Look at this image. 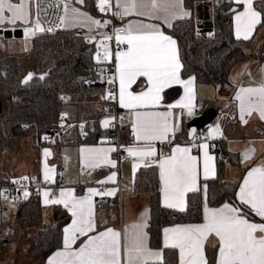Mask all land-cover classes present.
Instances as JSON below:
<instances>
[{"label": "crops", "instance_id": "0c3cea01", "mask_svg": "<svg viewBox=\"0 0 264 264\" xmlns=\"http://www.w3.org/2000/svg\"><path fill=\"white\" fill-rule=\"evenodd\" d=\"M233 3L231 27L232 34L236 40H252L250 44L245 48L249 49L253 44L257 43L256 53L254 59L246 58L239 64H236L229 72L228 75V95H220L218 88L210 84H199L193 80L192 92L194 105V114L189 115L187 109H181L179 107H169L180 101L184 95V88L182 85L174 84L171 87L165 88L162 93V99L157 105H148L145 107H138L130 109L121 106L120 104V85L117 72L118 61L115 58V81L117 88L118 107L124 111L127 115L126 124L121 128L122 140L124 141V151L128 152V149H134L139 151L148 150L151 148L155 155L150 157L141 158L139 156H132L130 160L119 163L116 160L115 148L109 143L108 138L103 137L98 142L92 144H82L79 146H66L59 151L53 150L50 146L39 147L35 151L27 150L23 153L24 149L19 152L13 153L12 150H4V158L2 153L0 154V185H3V179H7L8 175L13 172L21 173L26 170L33 169L36 175L32 177L48 183L49 186L39 191V199L41 206L45 209V219L48 216L52 207H60L63 209L69 221L63 226L62 229V244L61 247L53 251L45 260V264H49L57 252H78L79 249L88 241L90 237H95L98 234L111 228L116 232L120 233V261L121 264H130L128 249L132 244V241L137 233H142L144 236V243L147 249L152 252L160 253V257L148 255H140L135 260L131 261V264H156L163 260L164 249H173L176 251L177 261L180 264V254L178 248L165 247V233L166 228H175L188 225H200L205 223V208L208 209H220L224 204H230L236 207L233 203L225 202L216 207H210L206 203V185L204 182L213 180L217 177V157H221V153L215 154L213 148L216 149V144L224 147L227 152V163L224 171V180L227 182H240L237 190V201L247 208L256 219H250L241 212L249 222L252 223H264V217H260L255 214L249 206L243 204L238 197L240 187L243 185L244 179L247 177L248 172L252 168L260 167L264 164V119L261 118L259 112V97L256 95L248 96L247 94L241 93V89L247 88H258L264 85V67L260 64L256 66V63H264L263 53L260 52V47L264 44V27L263 16L255 8V3L262 0H252V9L259 13V23L254 27V30L250 34L249 39H244L243 35L237 37V15H241L246 11L247 4L246 0H231ZM85 0H65V8L61 19V31L70 30H81L86 34H95V26L93 23L95 17L89 12L84 10ZM94 2V0H93ZM135 3L136 7L131 9L128 14H124V6L126 4ZM155 2L156 7L153 8L152 4ZM7 3L12 5L23 4L21 9L22 17L17 19L14 23L10 22L12 19V12L5 7L2 15L4 22L0 23L1 31H20L22 34L19 39H27L29 42L36 35V27L33 25L37 23L33 14L32 1L31 0H7ZM114 4L121 10V20L125 25L126 32L131 26L134 31H145L148 30L143 26H151V28L159 29L165 35L171 37L167 33V30L172 28L173 24L179 20L189 19L191 12L184 5V0H114ZM30 28L33 31H30ZM197 28H195V31ZM41 34V32L39 33ZM92 37V36H91ZM17 39L11 37L7 38L0 34V53L6 54L5 47L10 41H16ZM176 41V40H175ZM255 41V42H254ZM121 43V42H120ZM123 44V47L116 52V56L119 52L127 51L128 45ZM31 48V47H30ZM176 48L177 42H176ZM253 51V52H254ZM260 53V54H259ZM247 54V53H246ZM179 57V52H178ZM258 60V61H257ZM180 61V58H179ZM181 64V62H180ZM180 78L182 80H188L194 78L192 76L182 78L180 70ZM134 94H139L142 91L147 90V84L145 78H139L129 89ZM241 95L245 100L246 111L241 118V100L236 97ZM86 101L94 104L97 109L104 108L103 92L100 88L99 91L89 96ZM249 101L252 102L251 115L248 114L247 108ZM2 105L0 107V117L4 112V101L0 97ZM202 110L198 112L197 107L204 104ZM210 102V106L208 104ZM212 108L215 110L214 120L206 125L208 126L207 137L201 142H195L193 138L187 139L186 127L187 124L199 116L206 109ZM137 113L140 114H170L167 117L170 131L167 133L164 139H153V140H137L136 133L134 131V125L137 122ZM109 121L108 125L105 126L104 122ZM246 121V122H245ZM63 132H67L68 129L76 122L66 121ZM96 123L101 130L111 129V118L106 115V111L103 115H100L96 119H87L78 123L80 127H83L82 137L87 135L86 125L91 126ZM218 129V131H216ZM210 133H212L210 135ZM177 137V143L175 142L169 150L165 148L169 140V136ZM179 135V136H178ZM128 141V142H127ZM43 142V141H41ZM207 145V153L211 160V167L213 173H210L207 177L204 175V153L205 149L202 145ZM34 145V143H33ZM68 147V148H67ZM71 147V148H69ZM175 147L189 148L190 155L196 157L197 161V183L196 187L198 190L189 191L184 197V210L181 211L178 208L166 207L164 204V194L162 191V181L160 179V161L172 154ZM103 150L99 155L106 156L107 160L112 163H106L100 160L97 163L95 157L96 153L92 150ZM114 149V151H110ZM254 150V151H252ZM49 155H45V152ZM13 154L12 156L10 154ZM35 153L39 157L38 159L32 154ZM21 154V155H18ZM8 156L10 158L8 159ZM14 158L24 159L26 162L22 166L18 165ZM147 158L150 159L147 161ZM134 165L136 166L134 168ZM156 167L157 169V180H158V200L161 207L170 209L177 212H184L187 208V196L191 193L201 192L203 194V211L202 220L198 223H175L163 227L161 229L160 247L152 248L149 245V236L147 233L148 220H149V194L144 191H136L135 185L137 184V174L139 171L147 169L149 167ZM80 168H86L92 171L91 175H85L80 173ZM33 174V173H32ZM114 175L113 180H109V177ZM6 175V177H4ZM21 176V175H20ZM85 177V178H84ZM9 179V181L15 179ZM61 181V184L56 186V181ZM89 189H94L99 195H91ZM71 191L73 197L77 200L84 199L90 196L92 202V221L94 229L86 234L76 233L75 242L71 244L70 248L65 249L64 239L66 236L65 229L72 227L73 220L76 219L72 215L71 203L66 207L64 204H55L50 201L61 199V192ZM48 192V203H45L44 193ZM113 193L107 195L106 193ZM100 198L103 199L104 203L100 209L96 208V204ZM237 208V207H236ZM12 210V202L0 200V223L3 220L4 214L8 216V210ZM138 226V227H137ZM264 235L257 233V236ZM219 247L220 241L215 234H211L207 237L203 244V251L207 264H218L219 261ZM61 260L62 258H56Z\"/></svg>", "mask_w": 264, "mask_h": 264}, {"label": "trees", "instance_id": "16d2710c", "mask_svg": "<svg viewBox=\"0 0 264 264\" xmlns=\"http://www.w3.org/2000/svg\"><path fill=\"white\" fill-rule=\"evenodd\" d=\"M184 5L191 12L190 18L175 22L167 30L177 42L182 65L181 77L192 76L196 83L216 86L221 96L228 95L229 72L247 58L245 48L252 40L242 41L233 37L231 0H184ZM84 6L85 11L96 15L93 0H85ZM255 8L262 14L264 23V0L261 3L256 2ZM89 36L93 37V41L87 44L85 39ZM98 38L97 33L86 34L78 29L54 34L41 33L34 35L31 48L26 53H0V97L5 107L0 117L2 158L5 156L4 150H12L14 143L27 146L23 140L27 141L28 137L32 145L37 143L39 147L50 146L55 151L66 146L96 143L103 137H113L114 131L110 128L101 130L96 123L86 125L88 132L82 137L84 128L78 125L83 120L96 119L105 112L104 108L97 109L94 104L86 101L101 88L100 85H86L89 79L95 78L92 54ZM260 52H264V44L261 45ZM31 61L35 65L33 70L27 69ZM28 72L35 76L22 83V78ZM205 104L206 102L202 107ZM208 104L210 106L211 103ZM61 117H65L66 121L76 122V125L67 132H62L58 138L41 142V135L58 127ZM177 141L175 136L174 143ZM218 144L216 149L213 148L215 154L221 153V157H217V177L204 182L207 205L216 207L230 202L248 218L256 219L237 201L240 182L224 180L227 152ZM33 169L18 176L27 172L25 175L32 178L36 175ZM12 176L18 177L16 174ZM2 180L3 185L9 183L8 178ZM136 180L135 190L149 194L147 233L152 248L160 247L163 227L175 223H198L202 220L203 194L200 191L189 194L186 210L177 212L159 204L156 167L139 171ZM16 205L14 220H3L0 223V252L10 242L5 237L7 228L22 229L27 222L35 221L38 227L33 229L36 232L26 254L35 260V264H45L46 258L61 247L62 229L68 223L69 217L60 207H52L45 219V209L41 206L39 195L32 192ZM156 264H178L176 251L164 249L162 262Z\"/></svg>", "mask_w": 264, "mask_h": 264}, {"label": "snow or ice", "instance_id": "6c2138e0", "mask_svg": "<svg viewBox=\"0 0 264 264\" xmlns=\"http://www.w3.org/2000/svg\"><path fill=\"white\" fill-rule=\"evenodd\" d=\"M246 11L237 15V37L243 35L249 39L254 27L259 23V13L252 9V0H246ZM108 6V0H100L101 11ZM5 7L12 12L10 22L14 23L22 17L23 4L12 5L7 0H0V23L4 22L2 15ZM136 7L135 3L124 6V14H128ZM152 7L156 4L153 2ZM99 24L100 21H93ZM145 31H134L131 26L126 35L117 34L116 39L128 45L127 51L119 52L116 56L118 61L117 72L120 85V104L123 107L135 109L160 103L162 91L174 84L182 85L185 95L177 103L169 107L187 109L189 115L194 114L192 85L194 78L182 80L180 78V64L176 41L165 35L159 29L151 26H143ZM36 28L40 26L37 22ZM120 30H118L119 32ZM104 58H110L108 51L104 52ZM145 78L147 90L134 94L129 89L139 78ZM31 78V77H29ZM241 93L248 96L259 97V112L264 119V85L258 88L241 89ZM241 100V118L246 111L245 100L241 95L236 97ZM252 102L249 101L247 112L251 115ZM170 114H140L137 113V122L134 125L137 140L164 139L170 131L167 117ZM246 122V121H245ZM109 121H105L107 126ZM218 131V129L216 130ZM212 133H210L211 135ZM204 153V175L207 177L213 173L211 160L207 153V145H202ZM97 155V163L103 160L106 163H114L107 160L106 156L99 154L103 150H92ZM114 151V149H110ZM254 151V150H252ZM129 155L141 158L155 155L154 151H139L128 149ZM45 155H49L47 151ZM136 166L134 165V168ZM160 179L163 187L164 204L166 207L184 210V197L189 191L198 190L197 161L190 155L189 148L175 147L172 154L160 161ZM114 175L109 180L114 179ZM91 195H99L94 189H89ZM112 195L113 193H106ZM27 197L28 193H24ZM45 203H48L49 193L45 192ZM61 199L50 201L55 204H64L66 207L71 203L72 215L76 217L71 228L65 229L64 247L70 248L75 242L76 233L86 234L94 229L92 221V202L89 197L77 200L71 191L61 192ZM239 200L254 210L255 214L264 217V167L252 168L243 181L238 193ZM242 210L230 204H224L220 209L205 208V223L200 225H188L164 229L165 247L178 248L180 264H207L203 251V244L207 237L215 234L219 238V261L218 264H264V223L249 222L243 215ZM138 227V226H137ZM129 261L135 260L140 255L160 257V253L150 252L144 243L142 233H137L128 249ZM56 258H62L57 260ZM49 264H121L120 261V233L109 228L95 237H90L78 252H57Z\"/></svg>", "mask_w": 264, "mask_h": 264}, {"label": "built area", "instance_id": "2783aa9c", "mask_svg": "<svg viewBox=\"0 0 264 264\" xmlns=\"http://www.w3.org/2000/svg\"><path fill=\"white\" fill-rule=\"evenodd\" d=\"M32 8L35 20L39 23L40 32L43 34H54L61 31V19L65 8V0H31ZM100 0H94V6L96 10L95 21H100L95 26V33L99 35L98 41L95 45L94 52L92 54L93 73L95 78L89 79L86 82L87 86L100 85L103 92V101L105 105L106 115L111 118V130L114 131L113 137L109 140V143L115 148L116 160L126 162L131 159V155L124 151V141L122 140L121 128L126 124L127 115L124 111L118 107L117 88L115 81V58L116 52L123 47L117 39V34L124 35L126 28L121 20V10L114 4V0H108V6L105 10L101 11L99 8ZM118 30H120L118 32ZM32 32L33 29L30 28ZM93 41V37H86L85 42L90 44ZM110 53V58H104V52ZM264 57V53H263ZM65 97H63L64 99ZM198 112L202 110V105L197 107ZM65 117L59 119L58 127L52 129L50 132L43 134L40 141L49 142L53 138H58L63 132L64 125L66 124ZM208 132V126H205L197 134L193 136L195 142H201L206 139ZM174 136H169V140L165 145L167 150L174 144ZM150 159L147 158V161ZM260 167H264L261 164ZM80 173L85 175H91L92 171L86 168H80ZM56 181V186L61 184L59 178ZM49 186L41 180L34 177L30 178L26 175H21L15 179L9 181L8 184L0 185V200L10 201L17 203L23 198H26L24 193L28 195L32 192L38 194L40 190ZM27 195V196H28ZM104 201L100 198L96 204V208L100 209Z\"/></svg>", "mask_w": 264, "mask_h": 264}, {"label": "rangeland", "instance_id": "374dc122", "mask_svg": "<svg viewBox=\"0 0 264 264\" xmlns=\"http://www.w3.org/2000/svg\"><path fill=\"white\" fill-rule=\"evenodd\" d=\"M33 25L36 27L37 23L34 22ZM262 27H264V23H263ZM36 33L39 34L40 30L37 29ZM13 38H15L17 40L16 41H10L9 44L4 48L7 53H26L30 50L31 41L29 42L27 39H24V38L19 39V40H18V37L17 38L13 37ZM256 46H257V43L253 44L252 47H249V49H246L247 57L251 58L252 60H255L254 54L256 53V51H254V50H257V48H258L257 47L255 49ZM260 64L264 67L263 62L256 63L255 65L259 66ZM34 66H35L34 61H31L30 63H28L27 69L33 70ZM42 137H43V135H41L40 139ZM26 140L27 141H25V140H23V141L27 144V146L22 147L19 144V146H20L19 147L18 145H15L16 143H14L12 146V152L13 151L19 152L22 149H24L23 153H26L27 150H29V149L31 150V152H34L35 151L34 148L37 145L38 146L36 147V149H39L40 145L37 143H34V145H32L30 137H28ZM13 142H15V141H13ZM69 148H71V147H69ZM18 155H21V154H18ZM33 155L35 156L36 159H38L39 156L37 154L33 153L32 157H33ZM14 161L20 166H22L24 164V162H26L24 159H21V158H14ZM26 173L27 172H25L22 175H25ZM13 174H16L18 176L20 173L13 172L12 175ZM12 175L8 176V179H12L13 178ZM16 208H17L16 203H12V210L11 209L8 210V216H7V214H4L3 218L6 220H14L13 218H14ZM15 225H17V224H15ZM37 227L38 226H37V223L35 221H30V222H27L25 227L22 229H13L14 227L13 228H7L5 231V235H6L5 237L9 238L10 242L0 252V264H33V263L35 264L36 263L35 260L32 259L31 257L27 256L26 249H27L29 243L31 242V240L33 239V236L35 235L36 230H33V229L37 228Z\"/></svg>", "mask_w": 264, "mask_h": 264}, {"label": "water", "instance_id": "95a60500", "mask_svg": "<svg viewBox=\"0 0 264 264\" xmlns=\"http://www.w3.org/2000/svg\"><path fill=\"white\" fill-rule=\"evenodd\" d=\"M0 34L4 35V37L11 38V37H20L21 32L20 31H1ZM35 76L34 73L28 72L23 78L22 83H26L30 81ZM31 77V78H29ZM2 105V102H0V107ZM215 118V110L212 108L206 109L204 112H202L199 116L192 119L186 127L187 132V139L191 140L195 134H197L201 129H203L206 125L210 124Z\"/></svg>", "mask_w": 264, "mask_h": 264}]
</instances>
